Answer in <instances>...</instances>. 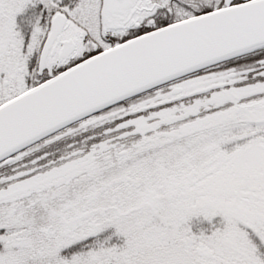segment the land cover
I'll return each instance as SVG.
<instances>
[{
  "label": "rangeland",
  "instance_id": "obj_1",
  "mask_svg": "<svg viewBox=\"0 0 264 264\" xmlns=\"http://www.w3.org/2000/svg\"><path fill=\"white\" fill-rule=\"evenodd\" d=\"M36 1L0 0V98L25 87L31 54L23 53L25 40L17 29L34 21L30 5ZM37 35L32 30L34 41ZM262 70L261 63H239L162 86L19 153L6 168L17 172L21 166L24 171L0 179V227H14L24 210L43 197L54 199L73 184L99 178L111 166L163 150L107 177L100 186L82 190L84 196L63 206L51 224L52 239L66 244L99 231L110 206L111 224L117 226L123 221L117 217L129 214L131 223L119 230L131 227L133 232L128 247L116 256L122 260L114 264H264V81L258 79ZM52 71L39 74L36 67L35 80ZM176 86L183 91L172 95ZM149 107L145 118L135 117V125L127 123L123 129L119 120ZM226 126L255 128L206 145L192 141ZM101 129L117 132L116 141L73 154L46 173L39 165L26 167L61 142ZM172 142V148L165 147ZM169 249L172 254L161 253Z\"/></svg>",
  "mask_w": 264,
  "mask_h": 264
},
{
  "label": "water",
  "instance_id": "obj_2",
  "mask_svg": "<svg viewBox=\"0 0 264 264\" xmlns=\"http://www.w3.org/2000/svg\"><path fill=\"white\" fill-rule=\"evenodd\" d=\"M103 1L104 12L116 3ZM66 21L61 13L53 18L40 68L50 50L55 53ZM70 44L64 43L60 59L72 53ZM262 48L264 0H243L115 46L0 106V163L100 111Z\"/></svg>",
  "mask_w": 264,
  "mask_h": 264
},
{
  "label": "trees",
  "instance_id": "obj_3",
  "mask_svg": "<svg viewBox=\"0 0 264 264\" xmlns=\"http://www.w3.org/2000/svg\"><path fill=\"white\" fill-rule=\"evenodd\" d=\"M79 1L82 2L84 0ZM77 3L78 0H64L63 2L60 0H38L34 5H30L32 13L35 11V16L33 17L34 21L31 19L26 25L22 24L19 27L17 26V31L21 33V38H24L25 40L24 45L26 47H29V45L32 46L30 49L31 51L29 52L26 50V47L23 49L24 54H31L30 58L27 59L29 60V65L24 73L26 78L23 76L25 78V87L19 92L11 93L8 98L1 97L0 105L40 83L35 80L34 71L37 67L38 51L41 44L39 42L47 32L51 12L55 8H62L64 5L72 7ZM27 19H29V17ZM32 30L38 31L36 41H34L31 36ZM243 57L244 63L251 65L261 63L263 70L260 71V73H264V48ZM258 77L259 80L264 81V74H261ZM255 81L256 79L253 83H255ZM258 97L259 96H256L250 99H257ZM149 111L150 108H147L146 110L136 113L133 117L126 116L121 121L119 120V123L124 124L123 129H127V123L134 126L135 123L133 122V119L135 117L137 119L145 118ZM253 128L255 127H216L210 129V131L195 136L194 138H196V140L192 141L198 143L205 141L206 145L207 143L210 144L214 141H219L222 137L226 136V134L241 135L245 132L252 131ZM116 133L117 132H111L106 134L104 129H101L76 139L61 142L57 147L46 152L45 157L41 156L38 162L33 164L34 166L26 165V167L35 169L36 166L39 165L42 166L44 170L43 173H46L47 170L54 169L56 166H61L64 163L65 158H70L73 154L78 152H88L94 147L98 148L103 142L116 141L113 138V136L117 135ZM133 139L134 137L131 136L130 140ZM174 143L175 142H172L165 147L170 149L174 146ZM162 151L163 150L149 151L146 154L137 156L131 161L128 160L123 164L111 166L103 171L99 178L89 180L82 184H73L64 190L59 197L54 199L43 197L36 205L32 207L28 206L24 210L26 213H23L21 220H18L14 227H12V225L5 228L0 227V256L5 258L6 263L4 264H114L115 260H122L118 259L116 256L122 251L123 247L124 249L128 247V242L131 240L130 237H132L133 232L131 231V227L129 231L126 232L119 230V227L122 226L126 228L127 223H131L127 222L128 217L126 216L129 214L126 215V213H124L118 216V221L120 219H123V221L117 222V226H115L111 224V220L113 219L112 208L106 206L109 212L106 211L107 215L101 217L102 220L100 224L103 226L100 227L99 231L86 234L78 239L73 238L66 244H58L52 239L54 231H51V224H54V221L58 218V213L63 206L67 203L70 204L74 199L82 198V196H84L81 191L87 189L89 185L100 186L104 183V180L107 177H114L119 174V172L125 171L131 165H134L137 162L141 163L150 155L155 153L158 154ZM6 166L7 165H2L0 168V179H7L15 173L24 171V168L21 166L18 167L19 169L17 172H13L10 167L6 168ZM54 210L55 213L53 214ZM132 213L135 214V212ZM107 221L109 222L107 223ZM44 230H46V232H44ZM171 251L172 250L169 249L167 252L161 251V253L172 254ZM123 253L124 259L127 254L125 252ZM153 256L156 257L157 253H153Z\"/></svg>",
  "mask_w": 264,
  "mask_h": 264
},
{
  "label": "flooded vegetation",
  "instance_id": "obj_4",
  "mask_svg": "<svg viewBox=\"0 0 264 264\" xmlns=\"http://www.w3.org/2000/svg\"><path fill=\"white\" fill-rule=\"evenodd\" d=\"M80 2L78 0L72 7L64 5L58 8L55 14L50 15L54 17L61 13L67 20L61 39L54 42L55 53L52 55L51 49L46 59V64L52 67L76 65L131 39L174 23L218 11L228 5H238L242 0H116L110 12H104L103 0ZM119 2L120 5H117ZM68 41L70 45L74 44V49L66 59H60L64 43ZM237 64L238 61L235 60L221 65L220 68ZM233 75L228 76L231 78ZM180 81L183 80L174 84Z\"/></svg>",
  "mask_w": 264,
  "mask_h": 264
}]
</instances>
